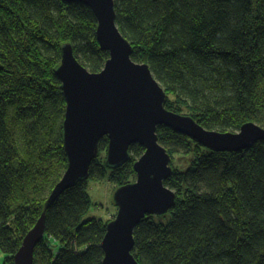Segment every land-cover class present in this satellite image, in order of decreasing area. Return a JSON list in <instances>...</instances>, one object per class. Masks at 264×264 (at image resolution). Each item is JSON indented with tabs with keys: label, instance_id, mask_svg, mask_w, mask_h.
I'll list each match as a JSON object with an SVG mask.
<instances>
[{
	"label": "trees",
	"instance_id": "trees-1",
	"mask_svg": "<svg viewBox=\"0 0 264 264\" xmlns=\"http://www.w3.org/2000/svg\"><path fill=\"white\" fill-rule=\"evenodd\" d=\"M117 25L133 46V61L148 64L166 90L170 111L208 130L264 128V0H114ZM92 10L62 0H0V248L4 264L39 220L67 167L63 145L66 102L55 71L71 44L91 73L109 54L96 38ZM159 143L195 159L173 168L166 186L177 194L167 225L146 216L135 229L139 264H264V142L239 153L208 150L160 126ZM89 178L109 171L116 188L136 181L144 148L131 147L119 169L101 161ZM106 159V157H105ZM184 183L186 184L184 188ZM88 180L67 190L47 211L46 234L34 264H102L108 222L83 221ZM58 243L57 249L53 243Z\"/></svg>",
	"mask_w": 264,
	"mask_h": 264
},
{
	"label": "water",
	"instance_id": "water-1",
	"mask_svg": "<svg viewBox=\"0 0 264 264\" xmlns=\"http://www.w3.org/2000/svg\"><path fill=\"white\" fill-rule=\"evenodd\" d=\"M90 8L97 20L96 38L109 54L103 70L91 73L76 58L71 44L62 47L55 74L66 102L63 145L68 167L47 198L44 211L24 237L14 264H34L35 249L46 234L47 211L69 189L89 178L100 153V142L109 140L106 166L115 170L131 160L134 145L144 148L135 162L136 181L114 194L115 219L107 225L101 243L102 264H139L135 229L146 216L163 215L175 207L177 194L166 186L173 176L172 158L159 143L158 128L164 126L204 148L218 153H239L264 142V128L244 124L239 132L204 128L191 116L166 108V90L154 78L148 64L133 61V46L118 25L114 0H62Z\"/></svg>",
	"mask_w": 264,
	"mask_h": 264
},
{
	"label": "rangeland",
	"instance_id": "rangeland-1",
	"mask_svg": "<svg viewBox=\"0 0 264 264\" xmlns=\"http://www.w3.org/2000/svg\"><path fill=\"white\" fill-rule=\"evenodd\" d=\"M263 93H264V83H263ZM195 147L193 144L192 151L190 153H173L172 157V168L185 172L192 164L195 159ZM107 153H101L100 160L105 162ZM107 167V166H106ZM186 184L184 183V188ZM117 188L110 179L109 171L100 179H88V195L90 197V208L89 211L83 217V221L91 218H98L104 222L112 221L115 219L117 208L114 204V194ZM171 213L168 212L163 215H155L153 218L154 223L158 225H167L171 220ZM108 222V223H110ZM57 249L58 243H53ZM6 255L0 248V264H4Z\"/></svg>",
	"mask_w": 264,
	"mask_h": 264
}]
</instances>
